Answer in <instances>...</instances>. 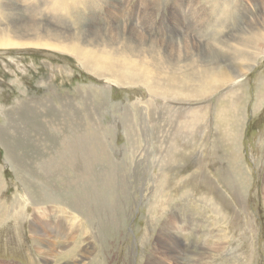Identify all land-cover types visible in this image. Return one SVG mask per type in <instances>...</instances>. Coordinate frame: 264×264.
<instances>
[{"label":"rangeland","instance_id":"374dc122","mask_svg":"<svg viewBox=\"0 0 264 264\" xmlns=\"http://www.w3.org/2000/svg\"><path fill=\"white\" fill-rule=\"evenodd\" d=\"M18 1L22 8L21 13L23 15L21 14V16H25L24 18L27 20H32L31 18L33 15L36 16L37 11L29 10L30 5H23V0ZM87 1L91 0H86V3ZM120 1L123 2V0ZM173 1L166 0L163 2V8L165 5L166 7L158 11L159 6L154 15L152 14L153 11L150 10L151 19L154 23L152 25V21H149V29L144 27L145 23L142 24L141 19L138 20L137 17L133 19L122 15V9H119L121 20L124 22L122 24L133 26L152 38H164L166 41L191 38L192 31L201 39L199 35L201 24H198V27L194 30L190 26L191 23L185 21L182 25L177 22V19L184 20L183 10L186 14L189 10H192L203 11L202 20L209 18L215 20L216 15H210L209 13L211 0H177L176 4ZM238 4L240 6L239 11L242 12L243 16V19L240 20L241 23L229 29L223 27L221 30H216L215 25L219 22V20H216L213 23L214 26L203 33L204 36L208 34L207 39H202L205 44L206 40H210L209 43L212 46L218 47L233 31L238 30L241 35L243 30H248L246 21H254L264 17L262 15L264 14V0H258V2L254 0H236L232 1L231 5L235 7ZM173 5L176 11L172 9L174 8ZM40 7V2H37L36 9ZM141 11L145 12L144 10ZM80 13L84 14L85 21H83V24L88 23V25L104 28V23L101 20V18L104 20V11H89L88 8L83 7ZM112 14L113 16L117 15L115 12ZM145 15L148 17L149 12H145ZM45 17L50 20V24L60 26L59 30H64L67 25H61L54 19L55 17L70 21L73 25L70 14L65 9H62V12L54 11L53 14L45 12L43 16H37V19L43 21ZM109 20L116 22V19L111 15L108 18V22L111 23ZM137 24L140 25L134 26ZM73 28L77 30V26ZM178 30L181 31L179 35H177ZM9 52L0 55V125H5L11 119L10 114H14V112L11 113V110L16 108L21 111L19 112L21 116L17 115L15 121L17 119V122L23 123V133L18 134L21 140L19 139L16 142L12 139L13 142H6L7 147L11 148L14 156H16L15 163L20 171L12 167L14 165L8 161L5 155L7 148L0 144L1 182L5 185V191L7 192H4L2 196L5 199L9 201L16 200L21 198L23 192L22 197L26 195L25 191L27 190L16 180L17 173L21 174L22 171H25L22 172V174H25L28 171L27 174H31L34 180L33 185L40 179H45L44 174L38 176V171L41 170L44 160L49 163L54 162L57 165L60 150H62L61 147L58 149V144L62 140H68L72 143V155L77 158L78 164H81L80 151H76V143L74 142V138L84 140V135L78 131L79 128L101 129V135L94 140V146L92 147L94 151L95 149L109 151V155L102 154V158L98 163L99 166L109 167L110 163H115L114 165L125 163L132 164V170L120 172L125 174L129 181L118 187L116 195L119 199L116 201L112 200L114 196L110 188L102 184L98 185L100 193L106 191L105 197H101L102 200L92 201L91 197L84 199L86 195H82L78 189L79 186H82L80 182L81 175L73 172L71 174V170H69L67 176L71 184L67 189L68 191H66L63 186V178H56L51 173V185L53 187L47 189L54 195L53 203H49L47 207H42L40 210L39 207L32 208L30 205L26 211L33 217L31 221L30 217H18L16 218L18 220L4 217L5 222L0 225V264H69L71 262L76 264L87 262V264H233L234 258H237L234 256L235 254L240 255L241 264H264V147H262L264 143H261L264 141V104L258 103L262 91L261 87L264 84V55L257 60V66L251 69L241 82L226 84L205 100H173L170 95L167 101L158 99L160 101H155L157 114L160 113L161 108L168 104L167 110L173 117L167 115L165 119L160 117V120L156 119V122L143 124L133 115V112L137 110L134 105L135 97L141 95L142 87H136L135 90L127 87H106L104 81L82 69L74 56L63 55L57 51H49V53L42 49H28L27 52L22 54L18 51ZM108 89H110L109 93ZM263 94L264 91L261 95ZM45 100L48 101L47 103L50 106L47 110L39 105L40 101ZM228 103L234 105L230 108V115L236 116L239 123L241 119L243 122L241 130H239L241 137L240 149L232 145L226 148L219 140V136L226 128V116L222 114V111ZM23 106L24 109L22 110ZM255 108L256 112H254ZM4 109L7 110L6 116L2 114ZM195 109L201 110L200 114L203 116V120H201L202 122L197 121L193 125L192 120H190V112ZM67 110H71L72 113L79 111L80 117H82L85 110H88L89 123L86 124L82 118L79 121H74L73 114L65 122L62 116ZM204 110H206V113H204ZM120 111L122 115H120ZM24 112L25 114H23ZM130 113L133 122L130 119ZM124 114L128 115V118H123ZM43 120L45 125H40L39 122L43 123ZM143 122L145 121L143 120ZM187 122H190V125ZM124 124L133 127L134 137H131V132H128ZM71 125L76 127V130L70 129ZM154 127L157 129L161 127L155 133V138L162 141L161 143H155V146H153ZM7 138L9 139L8 135ZM20 142L22 145H20ZM136 148L138 151H135ZM37 149L45 152L40 158L35 159L32 155L36 153L34 151H37ZM142 151L148 152H143L142 155ZM230 151H240V157L243 160H240L239 165L233 161L231 154L226 155ZM133 153L135 154V160L131 159ZM158 157H161L162 160L165 158L163 162L169 161L168 166H162L163 163L161 162L157 167ZM36 160L40 163V165L37 163L39 169L35 168L33 163ZM136 164L141 170L135 171ZM149 165L152 166L153 172H151V175L159 176V180L149 182L144 192V181L147 179L145 169ZM237 167L241 171L246 170L244 171L246 175L244 174L243 178L238 180L243 184L242 188L236 187L237 180L234 170ZM61 170L64 171V168ZM166 170L168 171L167 177H161V174L165 173ZM134 178L136 179L134 180ZM24 184L27 186L26 183ZM65 184L68 185L69 182ZM89 185H91L90 189L92 187L90 192H93L92 184ZM41 188L43 189V187ZM36 189L40 190V186H37ZM60 189L63 190L62 193H58ZM216 189L221 196H216L215 199L221 202L224 211L229 212L231 215L226 222L227 225H224L222 221V225L216 224L217 226L212 227L213 219L218 216L213 214L214 211H211L214 209V206L211 207V203H209L210 206H207L203 202L209 201V193L216 195L218 193ZM79 193L80 195H78ZM15 196L16 198L13 199ZM106 196L111 198L107 199ZM204 197H206V200ZM61 199L63 200L61 201ZM83 201L87 203L86 209L81 205ZM79 208L89 212V215L85 214L87 224L82 225L87 234L82 238L79 231L81 218L76 223L74 222L75 213L78 212ZM106 211L112 214L106 216ZM42 212H45V215ZM67 215H71V217H67ZM167 219H170L176 227L171 234L165 232V230H168L167 225L170 224ZM220 219H223V217ZM91 231L96 233L99 239L91 237ZM226 233L231 246L227 250L213 253L211 258L207 254V247L212 246V242L218 244L216 241L219 240L216 236L218 234L225 236ZM252 244H255V250H252ZM224 245L229 244L225 243ZM67 250L73 251L71 257L67 255ZM221 254L224 256L222 257ZM195 258L196 261L198 260L197 262Z\"/></svg>","mask_w":264,"mask_h":264},{"label":"bare ground","instance_id":"6f19581e","mask_svg":"<svg viewBox=\"0 0 264 264\" xmlns=\"http://www.w3.org/2000/svg\"><path fill=\"white\" fill-rule=\"evenodd\" d=\"M165 1L166 0H123V2L122 1L119 2V0H91V1H87V3H86V0H46V1H43V0H23L22 1L23 5L24 4L30 5V8L27 7L29 10L33 9V10L37 11L36 16L33 15L32 18L30 17L32 20H27L24 18L25 16L24 17L21 16L22 8L18 4L19 3L18 0H0V55H3L5 53L8 54V53H10L9 51H18L19 53L22 54L24 52H27L28 49H42V50H46L48 52L49 51H57L58 53L60 52V54L62 53L63 55L64 54L72 55L76 58V60L78 61V64L82 67V69H84L88 74H92L93 76L104 81V84L106 87H121V88L127 87V88H134V90L136 89V87H140V88L142 87L141 88V91H142L141 95H136V93H135L136 97H135L134 105L136 106L137 110L135 112H133V115L137 120H140L143 124H150L152 122H156L160 117H161V119H165L167 117V115L168 116L170 115L172 118L173 115H171L170 112H168V110H167L168 104L166 106H164L163 108H161V110L159 111L160 113L157 114V112H156L157 106L155 104V101H160L158 99H162L164 101H167L170 98L169 95L171 96V99H173V100H189V101L205 100V99L211 97L213 94H215L222 86H224L226 84H232V83L238 84L239 82H241V80L244 78V76L251 69H253L255 66H257V60L261 56L264 55V17L261 19H255L254 21H252V20L246 21V23H248V28H249L248 30H243L241 35L238 32V30L233 31V33L230 36H228L226 40L222 41L218 47L212 46L209 43L210 40H206V44H205V41H203L202 39H204V38L207 39L208 34L206 36H204L203 33L206 32L207 30H209L211 27H213L214 26L213 23L216 20H219V22L215 25L216 30H221L223 27L225 29H229L231 27H235L236 25H239V23H241L240 20L243 19L242 12L239 11L240 6H239V4L237 6L235 5V7H234V5H231L232 1H236V0H211V3H210L211 8L209 9V13H210V15H212V14L216 15L215 20H211V18L207 19L208 21L206 19L202 20L203 11H192V10L190 11L189 10L187 13L190 15H188L183 10L184 20L179 18V19H177V22L179 24L183 25V23L185 21H187V22L191 23V25L190 24L189 25L192 26L194 28V30H196L195 28L198 27V24H201V27H200L201 29H199V31H200L199 35H200L201 39L198 38L197 35L193 34L194 31L191 30L192 31L191 38L187 37V39L183 38V39H177L176 41H172V40L166 41L164 38H159V37L158 38H156V37L152 38V37L146 35L145 33H143L141 30H138L137 28H135L133 26H128L127 24L126 25L122 24L124 22H122L123 20H121V15H120L119 9H122V11H121L122 15H126L128 17L133 18V19H134V17H137L138 20L141 19L142 24L145 23L144 27L149 29L150 28L149 27V21H152L150 10L153 11L152 12L153 15L155 14V10L157 8H159V6H160V8L158 11H160L161 8L163 10L166 7V5H165L163 8V5H164L163 2H165ZM254 1L258 2V0H254ZM37 2H40V5H41V7L39 9H36ZM175 2H177V0L173 1V3H175ZM207 3H209V1H207ZM194 6H196V5L194 4ZM83 7L88 8L89 11H95V10L96 11L98 10L101 12L104 11L105 12V15L103 17L104 20L101 18V20L104 23V25H103L104 28H101L98 26L95 27L93 25H88V23L83 24V21H85L84 14L80 13V10ZM173 7H174V5H173ZM27 8H26V10H28ZM193 8H195V7H193ZM62 9H65L66 11L69 12L70 19L73 21V25H71L70 21H65L63 18L55 17L54 19L58 23H60L61 25H64V26L67 25L64 30H59L60 26L52 25V23L50 24V20H48V18H46V17L44 18L43 21H40L37 19V16H39V17L43 16V14L45 12H49L50 14H53L54 11L62 12ZM140 9L144 10L145 12H149V16L146 17L145 12H142ZM172 9L175 10V7ZM113 12H115L117 15L113 16V14H112ZM110 15L116 19V22H113L111 20H109L111 23L108 22V18L110 17ZM262 15L264 16V14H262ZM175 18H176V16H175ZM244 18H246V17L244 16ZM127 19H129V18H127ZM89 23H90V20H89ZM152 23H154V22L152 21L151 24ZM117 24H120V25H117ZM139 25L140 24H137L134 26H139ZM74 26H77V30H75L73 28ZM180 32L181 31L178 30L177 35H179ZM253 64H254V66H253ZM260 82L262 83V81H260ZM261 88H262V91L259 95L258 103L264 104V94L261 95L262 92L264 91V84ZM109 91H110V89H108V93H109ZM100 96H99V98H100ZM79 98H81V97H79ZM82 98H83V96H82ZM47 102L48 101L45 100V101H40V103L39 102L38 103H39L40 107L47 110L48 107H50ZM247 104H248V102H247ZM159 105H160V103H159ZM28 106H27V108H28ZM132 107L134 108V106H132ZM231 107H234V105L232 103H228L225 106V109L223 111L221 110L222 114L226 116L225 117L226 118V124H225L226 128H225V130L222 131L221 135L219 136V140H221L222 145L226 146V148H229L230 145H232L233 147L236 146L237 148H239V143H240V139H241L239 130H241V125L243 124V122L241 119V121L239 123V121H238L239 119H237L236 116L230 115V108ZM23 109H24V106H23L22 110ZM30 110H32V109H30ZM251 110H253V109H251ZM6 111L4 109V111L2 112V114L5 116L7 115ZM49 111H50V108H49ZM117 111H118V109H117ZM117 111H115V112H117ZM12 112H14V114L13 115L10 114L11 119L9 116L10 120H8V122L5 125H0V144L7 148L5 155H6V158L8 159V161L14 165L12 167L15 170L20 171L18 165L15 163V157L16 156H14L13 150L11 148L7 147V145H6V142L12 141V139L17 142L20 139V136H18V134L23 133V127H22L23 123L21 124V123L17 122V119L15 121V117L17 115L21 116V114L19 115V112H21V111H19L15 108V110H11V113ZM88 112H89L88 110H85L84 114H82V117H80L79 111L72 113L71 110H67L63 114L64 116H62V115L61 116L63 117V119L66 122L71 117V115L73 114L74 115V121H79V119L82 118V120L87 124V123H89L88 121H90L89 120L90 115H88ZM254 112H256V108L254 109ZM46 113H48V112H46ZM200 113H201L200 109H195V110H192L190 112V120H192L193 125H195L197 123V121L202 122L201 120H203V116ZM204 113H206V110H204ZM23 114H25V112ZM97 115H98V112H97ZM120 115H122L121 111H120ZM156 115H158V116H156ZM31 116H30V119H31ZM46 116H47V114H46ZM129 116L133 122L131 113L129 114ZM23 117H25V116L23 115ZM26 118H24V119H26ZM123 118H128V115L124 114ZM143 120L145 122H143ZM58 121H59V118H58ZM222 121H224V120H222ZM175 122H176V120L174 121V123ZM30 123H32V122H30ZM35 123H36V121H35ZM39 123H40V125L44 124V120H43V123H41V122H39ZM187 123H189V125H190V122H187ZM124 126H125V128L128 129V132H131V134H130L131 137H134V135L132 133L133 127L130 125H126V124H124ZM222 126H223V124H222ZM42 127L45 128V126H43V125H42ZM65 127L67 128V126H65ZM160 128H158V129L155 127L153 128V136H154L153 146L156 145L155 143H161L162 142V141H159V139L156 140V138H155V133ZM70 129L76 130V127H73L71 125ZM202 129H205V128H202ZM40 131H42V130H40ZM78 131L84 135V140L81 138H74V142L76 143V151H80L81 164H78L77 158L72 155V143L68 140H64V141L62 140L58 144V149H59V147H61L62 150H60L61 152H60L59 157H58L57 165L54 162L49 163V162H47V160H44L43 161L44 163L41 165V170H42L41 171L37 167V163H39V162L37 160L35 162H33L35 164V168L39 169L38 176L40 174H44L45 179H40L39 181H37L33 185L34 180L31 176V174H27L28 171L25 174H22L23 171L21 172V174L17 173L16 180L18 181V183H21V185L23 186V188L25 190H27V191H25L27 196L25 195V197H22L24 195V192H23L22 193L23 195L21 196V198H18L16 200L9 201V200L5 199L2 195L4 192L5 193H7V192L5 191L6 190L5 185H3L1 182V173H0V219H1L0 225H2L5 222L4 217H10L11 219L15 218V220H18V219H16L18 217H24V218L30 217L31 218L30 221H31L33 217L26 211L29 209L30 205H31L30 207H32V208H35V207L38 208L39 207L38 209L40 210V208L47 207L49 203L54 202V199H55L54 195L47 189V188L53 187L51 185L52 184V180L50 177L51 173H52L51 175L56 176V178H60V177L63 178V186L66 188V191H68L67 189H68L69 185L71 184L70 180L68 179V176H67L69 173V170H71L70 173L73 172L75 174L78 173L79 175H81L80 182L82 183L83 187L79 186L78 189L82 195H86V197L84 196V199L91 197L92 201L102 200L101 197H105L106 191H104L103 193L99 192L98 185H100V184H102L105 187L110 188V191L114 196L112 199L113 201H116L119 199L118 196L116 195L117 190L119 189L118 187L121 186L122 184H126L129 181L128 177L125 174H122L120 172L131 171L132 170V164H125L124 163V164L114 165L115 163L114 164L110 163L109 167L99 166L98 163H99L100 159L102 158V154L106 153L107 155H109L108 154L109 151H98L96 149L94 151L93 147H92V146H94V140H96L101 135V129L96 128L94 130H89V129L79 128ZM36 132H37V130H36ZM6 134L9 136V139L7 138ZM31 137H29V138H31ZM201 137H204V136H201ZM23 141H26V140H23ZM52 142H53V139H52ZM57 142H58V140H57ZM261 143H264V141H262ZM20 145H22L21 142H20ZM259 145H260V143H259ZM25 146H26V144H25ZM262 147H264V146H262ZM22 148H23V146H22ZM24 149H26V148H24ZM135 151H138V149L136 148ZM44 152L45 151H38V149H37V151H34L35 154L34 155L31 154V155L36 159V158H40L42 155H44ZM143 152L147 153L148 151H142V155H143ZM22 153H23V151H22ZM158 153L160 154L161 152H158ZM158 153H157V155H158ZM230 154L233 157V161H235L239 165L240 160L242 159L240 157V151H230V153H227L226 155L229 156ZM19 155H20V153H19ZM159 156H161V155H159ZM27 157H28V155H27ZM158 158L159 159L156 161L157 167L161 164V162L163 163L162 166H164V165L168 166L169 161L163 162V160L165 158L163 160L161 159V157H158ZM131 159L135 160V154L134 153L131 155ZM226 159H227V157H226ZM109 161H111V160L109 159ZM18 163H19V160H18ZM230 164H231V162H230ZM22 165L24 166V164H22ZM39 165H40V163H39ZM30 166H31V164H30ZM238 167L234 170L235 171V178L237 180L236 187L242 188L243 184H241L238 180H241V178H243L244 174L246 175V173L244 172L246 170L241 171ZM62 168H64V171L61 170ZM137 170H141V168L136 164L135 171H137ZM1 171H2V168L0 167V172ZM162 171H164V170H162ZM151 172H153L152 166L149 165L145 169V174L147 176V179L144 181V187H143L144 192L146 191V187L149 184V182L151 183L152 181L154 182L155 180H159V176H152ZM223 172H225V171H223ZM167 173H168V171L166 170L165 173L161 174V177L166 178ZM135 179L136 178H134V180ZM66 182H69V184L68 185L65 184ZM24 183H26L27 186ZM89 184H92L93 192H90V190H92V187L90 189L91 185H89ZM37 186H40V190L36 189ZM41 187H43L44 190ZM56 191L58 192V190H56ZM62 191L63 190L60 189L58 193H62ZM216 191H217V189H216ZM37 192H39V193L35 194ZM46 192H47V194H45ZM77 192H75V193H77ZM239 192H241V191H239ZM31 193H33V194H31ZM80 193L78 195H80ZM218 193L216 195L209 193V196H208L209 201L203 202V203H206L207 206L208 205L210 206L209 203H211L212 204L211 207L214 206V209H212L211 211H214L213 214L218 216L217 218L213 219V223L211 225L212 227H215L217 225H222L221 224L222 221H223L224 225H227L226 222L231 215L229 212L227 213V211H224L222 203L218 202V200L215 199L216 196L217 197L221 196V194L219 193V195H218ZM240 194H238V195L240 196ZM119 196H120V194H119ZM106 197H107V199L111 198L109 196H106ZM15 198H16V196L13 199H15ZM204 199L206 200V197H204ZM62 200L63 199H61V201ZM91 200H90V203H91ZM79 202H80V199H79ZM77 203H78V201H77ZM55 204H57V203H55ZM81 205L83 208H85V209L87 208L86 201H83ZM99 205H101V204H99ZM83 208L78 209V212L75 213V218H74L75 223L77 222L78 219L81 218V221H80L81 225L79 224L80 225L79 231L81 232V234H80L81 238L87 234V231L84 229L83 226H85L87 224V219H85L86 218L85 214L89 215V212L87 210L83 211ZM63 209H64V207H63ZM103 209H102V211H104ZM74 210H75V208H74ZM91 210H92V208H91ZM67 211H69V210H67ZM119 212H120V210H119ZM42 213L44 214L45 212H42ZM94 213H95V211H94ZM105 214H106V216H110L112 213H110L109 211H106ZM224 214H225V216H224ZM93 216H94V214H93ZM170 216H172V215H170ZM67 217H71V215L70 216L67 215ZM221 217H223V219H220ZM61 218H62V216H61ZM170 219H167V222L170 221ZM69 221H70V219H69ZM71 222H72V220H71ZM94 222H95V220H94ZM15 223H17V222H15ZM38 223H39V221H38ZM230 223H232V222H230ZM88 224H89V222H88ZM55 227H56V225H55ZM167 228H168V230H165V232L167 234H171L172 231L175 230L176 227L170 221V224L167 225ZM50 231H52V230H50ZM228 231H226V232H228ZM68 232H70V231H68ZM37 233H39V232H37ZM75 234H77V233H75ZM90 235H91V237L99 239L98 235H96V233H94L92 231H91ZM30 236H31V234H30ZM48 236H50V235H48ZM223 236L224 235H222V234H218L216 236L217 239L219 240V241H216V242H218V244H214V242H212L211 243L212 246L207 247L208 248L207 254L211 258L213 256V253H218L220 250H227L228 247L231 246L230 242H229V237L227 236V233L225 234L224 237ZM230 237H232V236H230ZM82 241H83V239H82ZM225 243H228L229 245H224ZM251 248H252V250H255V244H252ZM66 253H67V255H69L71 257L73 254V251L67 250ZM222 254H224V253H222ZM252 254H253V252H252ZM49 255H52V254H49ZM223 256L224 255H222V257ZM234 256L237 258H234V261L232 263L233 264H241L240 263L241 262L240 261V255L235 254ZM195 261H196V258H195ZM50 263H52V262H50ZM87 263H84V264H87ZM247 263H248V261H247ZM9 264H13V263H9ZM69 264H76V263L71 262ZM93 264H103V263H93Z\"/></svg>","mask_w":264,"mask_h":264}]
</instances>
